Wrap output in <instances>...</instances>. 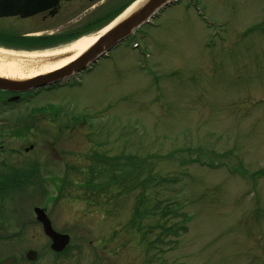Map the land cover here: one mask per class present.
I'll list each match as a JSON object with an SVG mask.
<instances>
[{
	"label": "rangeland",
	"instance_id": "374dc122",
	"mask_svg": "<svg viewBox=\"0 0 264 264\" xmlns=\"http://www.w3.org/2000/svg\"><path fill=\"white\" fill-rule=\"evenodd\" d=\"M134 1L71 0L52 22L70 40ZM1 118L0 260L49 264L39 206L69 235L62 264H264V0H179L78 83ZM196 152L245 174L190 163ZM115 157L143 164L116 192L80 184Z\"/></svg>",
	"mask_w": 264,
	"mask_h": 264
},
{
	"label": "flooded vegetation",
	"instance_id": "af4514ba",
	"mask_svg": "<svg viewBox=\"0 0 264 264\" xmlns=\"http://www.w3.org/2000/svg\"><path fill=\"white\" fill-rule=\"evenodd\" d=\"M9 0H0V13H9L8 15L0 16V47L5 49L13 50H29V49H41L49 45H56L59 42L66 41L62 34L64 31H60L59 26H61L62 21H54V17L61 13L62 5L71 0H56L54 5H51L50 0H13V6H8L7 2ZM39 6V10L26 15L21 16V12H28L26 5ZM15 12V14H10ZM66 35V33H65ZM59 37L56 40L53 38ZM65 37V36H64ZM74 80L76 81L77 78ZM73 81L68 82H55L51 85L41 86L37 88L22 89L26 91H11V90H21V89H7L0 88V108H9L10 105L18 104L21 102H28L34 98L38 93L57 90L60 88H67L72 86ZM51 107H42L34 109L38 111L39 114L45 117ZM28 114L29 120L33 119L34 113ZM49 115V114H48ZM0 120L3 121L1 118ZM29 123V122H27ZM36 220V219H35ZM37 221V220H36ZM38 222V221H37ZM39 223V222H38ZM40 224V223H39ZM70 240V238H69ZM69 243V242H68ZM67 246L61 251H54L50 248L49 240V264H62L63 261H69L70 258L67 254H64ZM33 250V249H29ZM28 251V250H27ZM25 252L26 260L34 261L37 260V252L33 259H28ZM13 257L14 261L11 264H18L19 258ZM5 259V258H4ZM2 259V260H4ZM0 260V261H2ZM20 264V263H19ZM22 264V263H21ZM66 264V263H65Z\"/></svg>",
	"mask_w": 264,
	"mask_h": 264
},
{
	"label": "water",
	"instance_id": "95a60500",
	"mask_svg": "<svg viewBox=\"0 0 264 264\" xmlns=\"http://www.w3.org/2000/svg\"><path fill=\"white\" fill-rule=\"evenodd\" d=\"M50 2L51 5H54L56 0H50ZM171 2L172 0H139V3L131 11H129L124 18L100 35L97 40L89 46V48L64 66L51 72L38 74L27 79H16L0 75V88L21 89L11 91H26L22 89L50 85L63 78L77 74L88 65L96 62L104 53L110 51L117 44L122 42L128 35H130L133 29L147 22L154 15V13L161 10ZM7 5L13 6V0H9ZM25 7L28 12H21V16H26L39 10V6H33L31 4H27ZM8 14L9 13H0V16ZM10 14L13 15L15 12ZM32 210L35 219L41 225L43 233L50 240V248L54 251H61L64 249L69 242V235L57 232L53 229L44 208L34 206ZM26 256L28 259H33L35 252L33 250H28ZM13 261V257H7L0 261V264H11Z\"/></svg>",
	"mask_w": 264,
	"mask_h": 264
},
{
	"label": "bare ground",
	"instance_id": "6f19581e",
	"mask_svg": "<svg viewBox=\"0 0 264 264\" xmlns=\"http://www.w3.org/2000/svg\"><path fill=\"white\" fill-rule=\"evenodd\" d=\"M138 3L139 0H136L127 5L96 32L67 39L54 47L17 51L0 47V75L27 79L64 66L89 48L100 35L124 18Z\"/></svg>",
	"mask_w": 264,
	"mask_h": 264
},
{
	"label": "trees",
	"instance_id": "16d2710c",
	"mask_svg": "<svg viewBox=\"0 0 264 264\" xmlns=\"http://www.w3.org/2000/svg\"><path fill=\"white\" fill-rule=\"evenodd\" d=\"M51 111L52 112L49 115L56 114L58 112V109H56V107H51ZM194 154H196V156ZM211 156L212 155H209L206 153H199V152L192 153L190 158H189V162L190 163H196V164L199 163L200 165L205 164V165H207L206 167H211V168H214L218 165H220V166L228 165V161L223 159L222 156L219 158L218 157L216 158L213 156L211 157ZM218 156H220V155H218ZM225 156H227V155H225ZM198 157H200V158H198ZM202 157H206L208 159V162L202 161L201 160ZM210 157L214 158V159H210ZM215 158L218 160H216ZM116 159L118 162L116 161ZM121 159H122V157H115L113 159L114 164L112 166L108 165L106 168H104V169L110 168V169H107V171L106 170L100 171V170H98L99 168L96 171H94L91 168L90 171L86 172V175H85V177L88 180L82 181L80 184L91 186L92 189H94V188L97 190L102 189V190L106 191V193L116 192L117 190L120 189V188H118L119 187V183H118L119 177L122 175H125L127 177L130 174L138 172L140 169V166L143 164V163L140 164L139 162L136 161V166H134L133 162L135 160V157L134 158L127 157L126 159H123L124 161H121ZM119 163H123L122 166H120ZM131 166H133V167H131ZM228 166H229L228 167L229 173H236V174L238 173V174H241L242 176H244L245 173L240 171L241 165H239V166L236 165L237 167L233 166V165L232 166L228 165ZM125 168H128V169L123 171V172H120ZM131 169L135 172H132ZM136 169H137V171H136ZM146 173H148V174L151 173L149 168L147 169ZM154 177H151V175H148V176H146L145 179L147 182L151 183L152 181L155 182L153 180ZM171 180L175 181L174 179H171ZM153 182H152V184H154ZM143 194L144 195H142V193L139 194L138 199H141L142 201H145V200L149 201V199L147 198L148 196L145 193H143ZM142 197H143V199H142ZM157 205H158V202H156L154 204V206H157ZM145 208H146V206H145ZM151 210L153 211L154 207ZM145 211H146V213L148 212V205H147V208L145 209ZM165 212L166 211H162L161 215H165L166 214ZM175 212H176V209H174V212H170V213L175 214ZM176 215H177V213H176Z\"/></svg>",
	"mask_w": 264,
	"mask_h": 264
}]
</instances>
